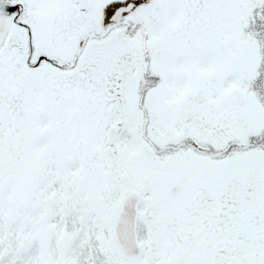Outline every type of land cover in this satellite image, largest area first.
<instances>
[{
  "label": "snow or ice",
  "instance_id": "obj_1",
  "mask_svg": "<svg viewBox=\"0 0 264 264\" xmlns=\"http://www.w3.org/2000/svg\"><path fill=\"white\" fill-rule=\"evenodd\" d=\"M0 264H264V0H0Z\"/></svg>",
  "mask_w": 264,
  "mask_h": 264
}]
</instances>
